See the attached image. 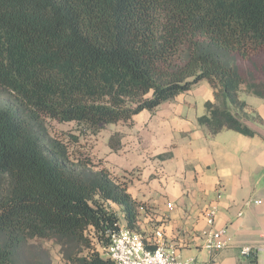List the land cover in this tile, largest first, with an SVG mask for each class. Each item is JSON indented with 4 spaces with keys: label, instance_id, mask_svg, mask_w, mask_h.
<instances>
[{
    "label": "trees",
    "instance_id": "trees-1",
    "mask_svg": "<svg viewBox=\"0 0 264 264\" xmlns=\"http://www.w3.org/2000/svg\"><path fill=\"white\" fill-rule=\"evenodd\" d=\"M257 56L264 0H0V89L13 99L0 106V264H51L43 241L68 264H113L101 252L115 207L137 229L143 205L126 184L72 156L48 120L96 135L205 81L213 101L197 123L254 137L231 109L245 116L242 86L264 99L239 67Z\"/></svg>",
    "mask_w": 264,
    "mask_h": 264
},
{
    "label": "crops",
    "instance_id": "crops-1",
    "mask_svg": "<svg viewBox=\"0 0 264 264\" xmlns=\"http://www.w3.org/2000/svg\"><path fill=\"white\" fill-rule=\"evenodd\" d=\"M239 100L245 116L231 112L254 137L231 130L211 135L197 123L213 101V89L201 81L155 111L140 112L130 125L117 123L116 150L111 135L94 148L102 167L143 205L136 230L150 243L160 230L164 249L191 264H264V125L253 120L264 122V99L246 94ZM212 205L215 227H226L233 239L229 249L203 248L204 215ZM242 247L258 249L254 263L240 256Z\"/></svg>",
    "mask_w": 264,
    "mask_h": 264
},
{
    "label": "built area",
    "instance_id": "built-area-1",
    "mask_svg": "<svg viewBox=\"0 0 264 264\" xmlns=\"http://www.w3.org/2000/svg\"><path fill=\"white\" fill-rule=\"evenodd\" d=\"M258 203V202H256ZM171 209V205H168ZM217 208L210 206L205 212L207 229L202 233L203 248L209 252L229 249L233 239L226 227L216 228ZM154 240L150 243L136 229H129L125 224H118V230L111 233L109 244L101 255L113 264H191V261L181 260L174 251L164 249L160 243L163 235L160 230L154 231ZM152 248H149L151 247ZM258 249L242 247L240 256L250 261Z\"/></svg>",
    "mask_w": 264,
    "mask_h": 264
},
{
    "label": "rangeland",
    "instance_id": "rangeland-1",
    "mask_svg": "<svg viewBox=\"0 0 264 264\" xmlns=\"http://www.w3.org/2000/svg\"><path fill=\"white\" fill-rule=\"evenodd\" d=\"M239 67L243 77L247 82L251 81V78L256 82L264 81V56L254 57L249 62H239ZM246 88L241 87L238 97L246 96ZM13 99L11 95L0 89V106H11L13 105ZM48 132L52 137L60 139L64 142L72 156H88L94 163H101L102 158L96 156L94 148L100 142H103L109 135L114 134V130H120L122 125H109L104 126L99 133L92 135L89 132H80L81 129L75 123H58L55 121H47ZM116 135V134H114ZM113 135V136H114ZM71 136L77 137L78 141L74 142L70 139ZM115 137V136H114ZM117 140V136L115 137ZM120 224H124L122 216H118ZM41 246L46 249L50 256L51 264H68L61 259L59 246L52 242L41 243Z\"/></svg>",
    "mask_w": 264,
    "mask_h": 264
}]
</instances>
